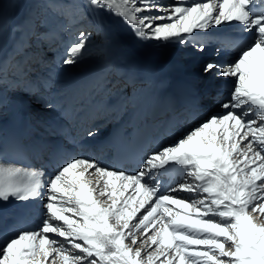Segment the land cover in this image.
Masks as SVG:
<instances>
[{
    "label": "snow or ice",
    "instance_id": "obj_1",
    "mask_svg": "<svg viewBox=\"0 0 264 264\" xmlns=\"http://www.w3.org/2000/svg\"><path fill=\"white\" fill-rule=\"evenodd\" d=\"M45 7L62 12L67 5L46 0ZM71 8L73 22L87 15L100 20L97 88L111 66L104 15L139 40L185 45L197 31L234 22L248 35L234 60L208 62L201 69L204 77L232 81L216 114L149 152L137 170L80 155L48 175L0 160V204L40 200L45 210L39 226L22 227L0 242V264H264V0H78ZM15 27L11 68L0 61V112L9 71L17 90L52 109L37 94L52 86L51 76L33 78L30 69L40 61L29 55L35 45L46 43L50 30L30 21ZM3 31L0 23V37ZM90 36L81 29L59 63L76 64ZM195 46L205 49L202 42ZM66 103L75 108L79 99ZM98 133L90 129L86 135L91 139ZM25 150L15 137H0V157ZM170 165L190 180L164 190L161 177ZM86 175H97L96 183Z\"/></svg>",
    "mask_w": 264,
    "mask_h": 264
},
{
    "label": "bare ground",
    "instance_id": "obj_2",
    "mask_svg": "<svg viewBox=\"0 0 264 264\" xmlns=\"http://www.w3.org/2000/svg\"><path fill=\"white\" fill-rule=\"evenodd\" d=\"M59 2L67 5L62 12L45 7L46 0H22L20 7L14 0H4L0 7V23L4 29L0 37V61L9 69L16 47L14 42L18 38L16 25L30 21L33 26L43 25L50 30L46 43L35 45L29 51L30 56L35 54L40 61L32 65L30 75L33 78L51 76L52 86L41 89L37 94L42 96L44 102L54 105L52 109H47L26 90H17L9 71L5 83L10 87L4 91V107L0 112V137L8 139L13 127H26L23 142L34 151L36 160L30 169L11 162H5L7 166L23 171L36 169L51 175L46 172L43 162L48 161L49 150L55 146L60 148L63 156L68 153L86 155L106 166L115 167L112 162L113 150L107 146L108 140L128 118L132 102L139 99L155 80H159L160 86L181 82L193 92L189 104L183 109V119L177 118L178 122L172 123L169 129L170 143L179 138V132L184 135L208 115L216 114L220 101L227 98L232 87L230 79L204 77L202 71L198 73L196 68L208 62L228 63L236 58L241 39L248 35L240 31L237 23L212 27L207 33L197 31L189 38V43L180 45L175 41L139 40L126 26L114 24L111 17L104 15L103 28L112 42L111 66L106 82L97 88L94 77L100 65L99 49L103 46L102 38L98 35L100 20L87 15L73 22L71 5L78 0ZM81 29L91 33L85 54L74 65L60 64L66 48ZM197 42L205 45L204 51L196 49ZM122 69L136 78L134 85H127L119 77ZM70 97L79 99L75 108L66 103ZM90 129H99L98 135L91 139L86 135ZM167 144L162 143L159 148ZM151 151V148L147 149L144 157ZM86 179L94 185L98 176L86 175ZM161 179L164 190L190 180L185 173L174 178L162 176ZM172 194L184 197L193 195L183 192ZM41 204L40 200L0 204V241L22 228L15 222L16 218H21L22 225L26 227L30 223L33 228L39 226L43 218Z\"/></svg>",
    "mask_w": 264,
    "mask_h": 264
},
{
    "label": "rangeland",
    "instance_id": "obj_3",
    "mask_svg": "<svg viewBox=\"0 0 264 264\" xmlns=\"http://www.w3.org/2000/svg\"><path fill=\"white\" fill-rule=\"evenodd\" d=\"M14 1L16 2L17 7H20V4H21V1H22V0H14ZM0 7H1V6H0ZM201 69H202V67L196 68V70H197L198 73L201 72ZM182 135H183V132H179L178 137L180 138ZM74 154H75V156H77L76 153H74ZM42 202H43V201H40V204H41ZM44 211H45V210L42 208V213H43ZM27 227H29V228H33V224H32V226H31V223H30V226H29V224H28ZM3 240H4V239H2V241H3Z\"/></svg>",
    "mask_w": 264,
    "mask_h": 264
}]
</instances>
